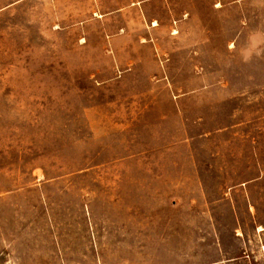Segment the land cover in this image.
<instances>
[{
	"label": "rangeland",
	"instance_id": "obj_1",
	"mask_svg": "<svg viewBox=\"0 0 264 264\" xmlns=\"http://www.w3.org/2000/svg\"><path fill=\"white\" fill-rule=\"evenodd\" d=\"M0 264H264V0H0Z\"/></svg>",
	"mask_w": 264,
	"mask_h": 264
}]
</instances>
